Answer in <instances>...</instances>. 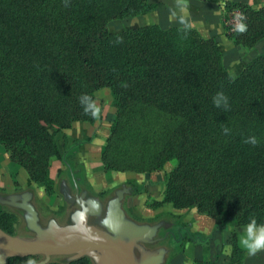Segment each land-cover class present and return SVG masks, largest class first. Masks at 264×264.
Returning <instances> with one entry per match:
<instances>
[{"label":"trees","instance_id":"16d2710c","mask_svg":"<svg viewBox=\"0 0 264 264\" xmlns=\"http://www.w3.org/2000/svg\"><path fill=\"white\" fill-rule=\"evenodd\" d=\"M152 3L0 0V144L52 193L49 160L61 157L60 141L68 137L64 129L94 117L81 97L93 101L95 89L109 87L119 109L142 106L180 119L163 150L166 159L179 161L165 201L176 208L196 206L238 225L253 218L264 223V54L234 78L217 41L196 28L153 24L109 30L111 21L142 13ZM233 7L250 19L243 43L258 45L264 40V7L253 9L241 0L226 4L228 11ZM218 92L228 97L227 109L214 106ZM249 137L257 139L255 146L245 143ZM17 220L16 211L0 204L2 229L15 234ZM237 243L235 235L234 251ZM57 258L47 264H94L88 256ZM41 259L13 257L8 264ZM196 264L218 263L199 259Z\"/></svg>","mask_w":264,"mask_h":264},{"label":"rangeland","instance_id":"374dc122","mask_svg":"<svg viewBox=\"0 0 264 264\" xmlns=\"http://www.w3.org/2000/svg\"><path fill=\"white\" fill-rule=\"evenodd\" d=\"M157 1L153 0L154 3ZM159 2L168 6L173 3L172 0H159ZM248 2L247 4L253 9L264 7V0H252V3L248 0ZM154 3L151 4L150 9L147 6L142 8V13L111 21L109 30L119 33L144 25H153L154 22L159 21ZM240 24L245 26V30L251 29L247 13L238 7L226 10L223 25L224 28L225 26L229 28L225 29L230 38L233 36L231 38L233 46L240 55L234 62L231 59L232 55H229L230 52L226 51L232 43L228 45L229 43L224 42V44L217 36L205 37L217 41L223 51L227 68L234 78L241 77L250 62L258 55L264 54V40L258 45L252 41L243 43L244 31L236 30ZM167 25L169 26L170 23ZM237 42L240 43L239 46ZM91 103L97 109L93 119L75 120L70 127L65 128L64 132L68 137L60 141L61 157H50L48 170L54 180L52 193L46 190L43 183L35 182L26 168L13 162L8 151L0 144V195L6 196L31 190L34 192L33 202L39 211L42 223L47 224L50 218H56L59 223L64 224L68 222L71 211L77 208L76 205L71 206L66 202L60 192L61 182L64 179L73 189L70 170L79 178L80 191L87 190L98 197L104 206L115 196L116 190L125 185L132 189L131 193L125 195L123 201L128 217L139 223H162L163 227L158 234L160 237L168 235L165 234L167 230L174 235L147 247L168 248L170 252L167 254L166 264L180 259L186 251L189 261L196 264L206 250L205 245L202 244L208 245L209 239L205 237L206 232L202 226L204 219L209 215L202 213L196 206L176 208L172 203L165 201L167 184L179 161L174 156L166 159L167 155L163 150L180 119L170 113L149 110L142 106L133 110L119 109L109 87L95 89ZM45 126L52 131L50 125L45 124ZM4 206L18 214L15 234L33 235V232L27 229L22 211L9 205ZM210 217L221 221L222 227L226 223L221 215ZM197 220L198 223L194 226ZM168 225L169 227L165 228ZM234 236L235 234L230 238L227 237V241L232 243ZM220 237L221 241H218L220 244L216 250V255L221 259L218 264H238L239 260L242 261L244 251L242 253L240 249L233 252L230 250L226 256L223 254L224 249L220 248V245L224 246L225 242H223L224 238ZM197 240H202V244ZM56 257L65 261L68 259L67 256ZM184 261H181V264H184Z\"/></svg>","mask_w":264,"mask_h":264},{"label":"water","instance_id":"95a60500","mask_svg":"<svg viewBox=\"0 0 264 264\" xmlns=\"http://www.w3.org/2000/svg\"><path fill=\"white\" fill-rule=\"evenodd\" d=\"M71 193L66 180L61 182L60 192L71 206L67 223L50 218L43 224L33 198L34 192L25 190L10 195H0V204L22 211L27 229L33 235H16L0 227V264H8L13 257L40 255L36 264H47L53 257L67 256L69 262L88 256L94 264H166V247L148 248L166 236H158L162 223H139L128 217L123 201L131 188L116 190L107 205L87 190ZM169 225L165 228H168Z\"/></svg>","mask_w":264,"mask_h":264},{"label":"crops","instance_id":"0c3cea01","mask_svg":"<svg viewBox=\"0 0 264 264\" xmlns=\"http://www.w3.org/2000/svg\"><path fill=\"white\" fill-rule=\"evenodd\" d=\"M234 1L238 0H172L173 3L168 6L167 4H161L158 0L156 2L155 11L158 12L159 21L154 22V24L168 26L167 24L170 23L169 26L194 27L203 33L204 37L217 36L223 41V43L227 42L229 43L228 45H231L232 43L231 46L227 47L226 51L230 52L229 55H232L231 59L232 62H234L240 55L235 46H233V41L223 25L224 15L227 10L226 4ZM241 1L249 3L248 0ZM250 3H252V0ZM197 223L198 220L194 222V226ZM199 224L202 223L199 222ZM218 227H220L218 231L220 235L214 237V231H216V228ZM202 228H204V231L206 232L205 237L209 239V241H207L208 245L204 246L206 250L202 253V260L220 263L221 259L216 255V250L220 244L218 241H221L220 236L224 238L223 242H225L224 246L220 245V248L224 249L223 254L226 256L229 254V252L225 251L226 249L231 247L232 252L235 249V246L230 241H227L231 235L235 234L238 239V248L242 253L244 251V255H242L244 259L240 264H258L261 262L257 259L259 253L264 251H260L254 256H249L247 250L241 246V237L245 233L246 226L238 225L235 222H226L222 227L221 221L214 220V218L207 216L204 219ZM183 257L185 261L183 260ZM189 260L190 258L186 251L180 259H176L171 264H181V261H184V264H195L193 261ZM262 264H264V255Z\"/></svg>","mask_w":264,"mask_h":264},{"label":"clouds","instance_id":"9594fccd","mask_svg":"<svg viewBox=\"0 0 264 264\" xmlns=\"http://www.w3.org/2000/svg\"><path fill=\"white\" fill-rule=\"evenodd\" d=\"M236 30L238 32L245 31V26L240 24L237 26ZM212 102L215 107H224L227 109L229 107L228 97L222 92H218L212 98ZM81 103L85 105L86 111H92L93 115L97 109L91 103L90 98L87 96L81 97ZM228 129H224L225 134L228 133ZM245 143H250L253 146L257 144V139L255 137H249L245 140ZM241 246L247 250L249 256H254L260 251H264V223H257L256 219H251L245 228V233L241 237ZM230 248L226 249V252H230Z\"/></svg>","mask_w":264,"mask_h":264},{"label":"flooded vegetation","instance_id":"af4514ba","mask_svg":"<svg viewBox=\"0 0 264 264\" xmlns=\"http://www.w3.org/2000/svg\"><path fill=\"white\" fill-rule=\"evenodd\" d=\"M70 173H71V180H72V184H73V189H71V193L73 194V195H76L77 194V187H76V184L79 186V178L75 175V174H73V172H71V170H70ZM65 180V179H64ZM67 181V180H66ZM68 183V182H67ZM72 188V187H71ZM73 191H74V193H73ZM79 191H80V188H79ZM82 191H80V193H81ZM71 205V204H70ZM76 205V207H78V205L77 204H75ZM166 231V230H165ZM166 233H168V235H166V238H168V237H170V236H172V237H174V235H173V233H170V231L169 230H167L166 232H165V234Z\"/></svg>","mask_w":264,"mask_h":264}]
</instances>
